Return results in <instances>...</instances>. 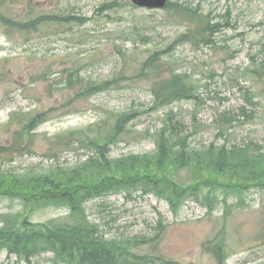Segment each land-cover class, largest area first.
Wrapping results in <instances>:
<instances>
[{"label": "rangeland", "instance_id": "374dc122", "mask_svg": "<svg viewBox=\"0 0 264 264\" xmlns=\"http://www.w3.org/2000/svg\"><path fill=\"white\" fill-rule=\"evenodd\" d=\"M7 1L11 20H81L26 31L0 22V174L74 166L93 150L78 142L56 147L55 139L89 126L105 133L123 112L135 120L131 133L107 148L111 159L152 154L155 132L168 120L195 132L192 148L251 144L264 153V0H170L177 6L162 10L127 0H30L31 8L29 0ZM150 57L156 73L143 72ZM171 74L185 77L194 98L155 106L151 90ZM105 81L112 82L110 90L81 94ZM38 113L48 120L26 135L30 151L11 152L22 125ZM166 176L198 189V196L179 202L176 215L153 194L120 192L89 200L90 222L108 240L141 239L128 248L146 259L142 264H264V181L225 189L221 179L194 167H169ZM210 195L212 211L204 202ZM9 197H0V227L22 216L32 223L68 216L64 207L29 212ZM0 264L63 263L50 252L27 263L0 249Z\"/></svg>", "mask_w": 264, "mask_h": 264}, {"label": "trees", "instance_id": "16d2710c", "mask_svg": "<svg viewBox=\"0 0 264 264\" xmlns=\"http://www.w3.org/2000/svg\"><path fill=\"white\" fill-rule=\"evenodd\" d=\"M7 0H0V22L20 31L36 29L50 22L67 24L74 20L70 16H37L28 20H11L6 14ZM27 6L31 8L30 0ZM177 6L169 2L166 9ZM198 29L203 31V25ZM157 55V54H156ZM154 57L143 65L144 71L156 73ZM112 86L111 81L92 84L84 88L81 94L90 96L106 92ZM155 106H169L175 102L194 98L192 89L185 77L171 74L160 78L151 90ZM48 119L45 113H38L22 125L21 132L15 136L11 152H29L27 144L30 135ZM135 120L132 113H120L114 117L107 132L98 130V126H89L75 130L55 139V146H70L74 142L90 147L93 154L72 167H56L43 174L11 176L0 174V197L18 198L29 212L47 206L64 207L68 216L64 220H52L45 223H32L27 217L18 221L7 219L0 227V249L27 263L36 255L44 252L53 254V258L63 264H137L138 259L130 254L128 245L139 243L134 238L108 240L99 228L90 222L85 204L96 197L120 192L153 194L164 199L174 215L177 214L182 200L188 196H198L196 185L181 186L166 176V169L174 171L194 167L202 174L219 178L217 181L225 189L230 185L264 181V153L257 146L247 144L242 147L211 145L204 149H195L190 145L194 131H187L182 123L172 120L164 122L155 132V150L149 155H130L116 159L109 158L107 149L120 137L130 134L129 124ZM25 134V136H24ZM142 133L136 132L135 135ZM25 154V153H23ZM198 183V180L196 181ZM204 200L209 211L214 206L212 195ZM228 209L226 210L227 215ZM145 243L151 239L142 238ZM215 255L221 256L222 248ZM131 258L134 263H130ZM220 262V260H219Z\"/></svg>", "mask_w": 264, "mask_h": 264}, {"label": "water", "instance_id": "95a60500", "mask_svg": "<svg viewBox=\"0 0 264 264\" xmlns=\"http://www.w3.org/2000/svg\"><path fill=\"white\" fill-rule=\"evenodd\" d=\"M137 8L162 10L166 7L169 0H127Z\"/></svg>", "mask_w": 264, "mask_h": 264}]
</instances>
